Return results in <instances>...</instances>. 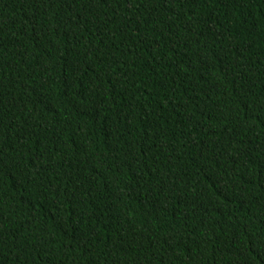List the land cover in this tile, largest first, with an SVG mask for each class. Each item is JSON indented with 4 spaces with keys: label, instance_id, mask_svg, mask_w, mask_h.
<instances>
[{
    "label": "trees",
    "instance_id": "obj_1",
    "mask_svg": "<svg viewBox=\"0 0 264 264\" xmlns=\"http://www.w3.org/2000/svg\"><path fill=\"white\" fill-rule=\"evenodd\" d=\"M0 264H264V0H0Z\"/></svg>",
    "mask_w": 264,
    "mask_h": 264
}]
</instances>
